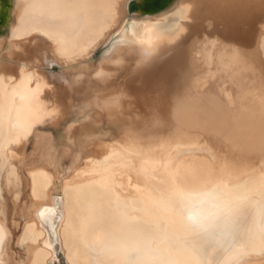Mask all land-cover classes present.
I'll return each instance as SVG.
<instances>
[{"label":"bare ground","instance_id":"1","mask_svg":"<svg viewBox=\"0 0 264 264\" xmlns=\"http://www.w3.org/2000/svg\"><path fill=\"white\" fill-rule=\"evenodd\" d=\"M150 1L160 0H0V35L10 28L8 39L0 36V66L6 69L0 71L4 264H17L10 253L4 174L12 163L7 181L18 183L34 135L45 149L23 180L30 200L18 239L27 258L20 264H53L57 241L68 264H91L86 245L100 238L101 224L115 222L117 204L132 200L138 204L129 218L167 235V246L175 250L173 234L179 228L159 213L157 203L179 185L208 176L239 185L238 193L248 201L241 208L239 243L251 252L239 264H264L259 254L264 249V112L256 113L264 108V50H255L264 5L253 0L243 21L222 30L205 25L201 0H174L171 8L180 23L171 28L164 24L171 10L146 12ZM57 40L64 55L57 51ZM127 43L134 45L131 51ZM18 52L24 53L19 63L25 72L16 67ZM155 93L165 122L149 125L143 116ZM217 93L218 100L223 95L227 101L230 115H222L219 105L206 114ZM173 95L179 98L174 117L167 103ZM77 97L127 122L122 134L95 139L86 118L71 124L70 132L66 128L61 147L51 135L40 136L45 122L52 126L68 120ZM45 209L55 213L42 216ZM181 264L192 261L181 256Z\"/></svg>","mask_w":264,"mask_h":264},{"label":"clouds","instance_id":"2","mask_svg":"<svg viewBox=\"0 0 264 264\" xmlns=\"http://www.w3.org/2000/svg\"><path fill=\"white\" fill-rule=\"evenodd\" d=\"M260 2L264 5V0ZM252 5L253 0H201L200 9L206 26L228 30L246 18ZM158 95L148 98L143 119L149 125L165 122ZM178 100L173 95L167 101L173 117ZM238 188L229 186L222 176H208L169 191L157 209L179 228L173 234L175 250L167 246V235H157L142 227L141 220L129 218L137 210V201L120 202L114 208L115 222L101 224L97 229L100 238L86 245L91 264H181V256L190 258L192 264H239L251 252L242 250L239 243L241 208L248 201ZM259 254L264 255V249Z\"/></svg>","mask_w":264,"mask_h":264},{"label":"rangeland","instance_id":"3","mask_svg":"<svg viewBox=\"0 0 264 264\" xmlns=\"http://www.w3.org/2000/svg\"><path fill=\"white\" fill-rule=\"evenodd\" d=\"M172 6H174V0H160L158 2V4H153L150 1V2H148V5H147L145 10H146V12L148 11V12H151V13L153 12V13H157V14H161L162 12H165L168 9L171 10L169 12L167 11L165 21H164L165 26L171 28V27L176 26L180 23V22H177L179 20L178 11L172 10L173 9V8H171ZM131 10H132V12L137 11V5L134 2L131 5ZM180 12H182V10ZM198 30H199V28H197V31ZM9 32H10V28L8 27L7 29H5L3 31V33L0 36L6 37V39H8ZM131 45H132L131 43H127L124 46H128V50L131 51L132 48H134V45L133 46H131ZM104 50H105V45L103 47L100 46L94 55L95 59H98L103 54ZM57 70H58V68L56 67L55 71H57ZM245 82H247V80ZM80 85H81V83L77 82V86H80ZM247 87H249V86H247ZM252 90H254V89L251 88L249 90V92L251 94L253 92ZM189 91H191V90H189ZM246 94H247V92H246ZM251 94H249V95H251ZM218 95H220V94L217 93V94L213 95L214 96L213 97L214 102H216V103L209 106V111H207L206 114L210 115L212 112L215 113V111L217 109L215 106L219 105L220 113L222 115H224V114L230 115L232 113V111L229 108L227 101H224L225 99H224L223 95L220 96V100H222V101L218 100L219 99ZM75 102L77 104H75ZM221 102H223L224 104ZM251 102L253 103V101H251ZM74 104L75 105H73V107H72V109L68 115L67 121L65 120L61 124L52 125V126L49 125L50 124L49 122H45L43 125L40 126V130H39L38 134L40 136L51 135L52 136V143L58 147H61V145L65 144V142H66V139L64 136L66 128L69 125L73 124L74 122L76 124H81L79 122L83 119H86V118H88L90 123L93 125V126L91 125L92 131H93L92 134H93V137L95 139L103 138V139L110 140L111 138L118 137L119 135L122 134V131L124 130V127H125L127 122L125 121L126 123H124L120 119L111 118L107 114V112L104 108L101 109V107L98 106L97 102L92 101V100L90 101L89 99H86L84 97H77L74 101ZM263 109L264 108L258 107V109L256 110V113L262 114L264 112ZM92 110L93 111L95 110V111L93 112ZM73 112H74V114H73ZM100 112H102V113H100ZM101 114H103L104 117ZM98 119H100L101 122L98 121ZM110 119L113 121H111ZM85 121H87V119ZM169 126H171V125H169ZM43 144H44V142L43 143L38 142L37 136L34 135L32 137L31 142L29 144L28 155H27L28 157L26 159V162L24 163L25 165H24L23 169L22 168L20 169L18 183L15 182V183L9 184L7 181L8 176L10 175L11 166L13 165L12 163H10L9 170L7 172H5V174H4V183H5L4 194H5V198H6L7 223H8V226L10 227V229L12 231V236H13L12 242H11V252L10 253H11L13 258L15 257L14 259L17 261V264H20L22 261H25L27 258L25 249L23 247H21L18 243L19 235L21 233L22 227H23L25 220H26V217L28 215L27 202H29V200H30L29 188L27 186H25L23 180H24L25 176L27 175V172H28L27 168L30 166L36 165L38 160L40 159L41 154L43 153V150L45 149V146ZM84 156H85V154H84ZM66 160H65V165L67 164L66 166L68 167L70 165V160L69 159H66ZM56 249L58 252V259L53 264H68L67 263L68 261H66L67 259L64 255V252L62 251V247H61V244L59 241L56 242Z\"/></svg>","mask_w":264,"mask_h":264},{"label":"snow or ice","instance_id":"4","mask_svg":"<svg viewBox=\"0 0 264 264\" xmlns=\"http://www.w3.org/2000/svg\"><path fill=\"white\" fill-rule=\"evenodd\" d=\"M34 31H39V29H33ZM45 36H48L49 34L47 32L43 33ZM51 38V37H50ZM56 43L59 45L57 51L60 53V55H64V49H63V43L59 40L56 41ZM5 48H7L10 52L13 51L12 46L8 43H5L4 45ZM255 50H264V24L259 25V29H258V39L256 42V49ZM151 53L148 52L146 53V55H150ZM16 56L19 58L16 61V67L21 71V72H25L26 68L24 65L19 63V60H22L24 57V53L23 52H18L16 53ZM6 69H0V71H4ZM49 115H52V113H49ZM71 129V125H69V132ZM49 212L51 213H55V209H45L41 215L45 216L47 215ZM55 227V224L53 222V228ZM4 230L2 228H0V247L3 246L4 244ZM23 243V242H22ZM0 264H4V261L2 259H0Z\"/></svg>","mask_w":264,"mask_h":264}]
</instances>
